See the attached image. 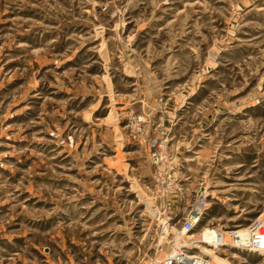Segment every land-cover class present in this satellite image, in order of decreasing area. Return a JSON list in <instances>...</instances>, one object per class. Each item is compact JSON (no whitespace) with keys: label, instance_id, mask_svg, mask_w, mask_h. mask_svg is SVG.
I'll return each mask as SVG.
<instances>
[{"label":"rangeland","instance_id":"1","mask_svg":"<svg viewBox=\"0 0 264 264\" xmlns=\"http://www.w3.org/2000/svg\"><path fill=\"white\" fill-rule=\"evenodd\" d=\"M258 216L264 0H0V264H264L200 242Z\"/></svg>","mask_w":264,"mask_h":264},{"label":"built area","instance_id":"2","mask_svg":"<svg viewBox=\"0 0 264 264\" xmlns=\"http://www.w3.org/2000/svg\"><path fill=\"white\" fill-rule=\"evenodd\" d=\"M193 209L190 219L182 223V234L187 232L191 233L195 225L199 222L201 208L196 206ZM237 230L238 229H232L227 232L220 229H205L201 233L200 242L209 247L211 252L218 251L224 246H229L237 250H249L255 253L261 252V255L264 256V217L258 216L251 220L246 227L241 229L243 230L242 232ZM210 232L212 235V242L205 240V236ZM241 235H243V237ZM191 244L192 246L198 245L195 242ZM187 248L188 247L184 245L176 246L154 264H211L209 258L198 254H189ZM172 251H174V253H171Z\"/></svg>","mask_w":264,"mask_h":264},{"label":"bare ground","instance_id":"3","mask_svg":"<svg viewBox=\"0 0 264 264\" xmlns=\"http://www.w3.org/2000/svg\"><path fill=\"white\" fill-rule=\"evenodd\" d=\"M237 231H240V232H242L243 230H241V229H238ZM228 232V231H227ZM232 232H234V231H232ZM211 233V232H210ZM242 237H243V235H241ZM245 251H249V250H245ZM254 252V251H253ZM171 253H174V251H172ZM257 253H261V252H257ZM172 255H176V254H172Z\"/></svg>","mask_w":264,"mask_h":264}]
</instances>
